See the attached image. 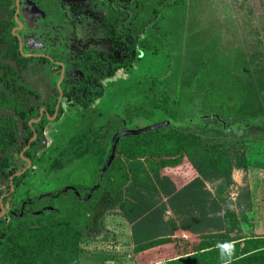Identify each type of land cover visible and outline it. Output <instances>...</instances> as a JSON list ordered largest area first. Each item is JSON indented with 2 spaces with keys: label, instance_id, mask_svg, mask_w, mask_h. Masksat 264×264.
Listing matches in <instances>:
<instances>
[{
  "label": "rangeland",
  "instance_id": "rangeland-1",
  "mask_svg": "<svg viewBox=\"0 0 264 264\" xmlns=\"http://www.w3.org/2000/svg\"><path fill=\"white\" fill-rule=\"evenodd\" d=\"M26 1L41 6V14L49 21L36 19L23 5L20 16L23 27L18 28L23 47L26 52L46 54L64 64L61 83L73 96L75 88L65 87V82L80 78L75 66L79 51L89 42L99 41L103 44V54H108V50L105 51L108 43L103 34L106 9L102 0H23ZM170 3L174 5L172 17L176 22L168 27L166 42L158 50L144 51L141 59H136L130 69L115 78H93V82L103 88V96L97 100L96 106L101 111L98 125L105 124L111 117H118L123 120L125 134L139 137L144 132L171 124L163 111L152 105L153 101L162 99L163 94L177 104L180 121L197 122L198 116L210 111L203 93L185 91L198 67L204 66L208 59L215 63L227 59L231 69L237 59L242 60L250 71L240 68L236 74L244 83L254 87V106L247 118L250 119L248 126L238 123L228 136L209 129V137L236 142L237 145L229 154L233 165L231 179H212L204 184L209 200L218 202L211 208L213 220L208 223L205 233L216 231L218 226L223 230L222 234L231 232L234 238L244 237L237 246L264 247V238L260 237L264 232V0H170ZM49 8L58 11L59 16L54 22H50L51 17L46 15ZM152 22H156L154 16L150 17L148 24ZM59 75L60 69L55 64L33 61L23 72L25 83L34 92L22 98L25 107L45 108L50 97H56ZM61 109L60 121L44 123L40 127L45 133L47 131L46 141L41 143L34 159L33 173L25 179L6 208L19 213L25 200L50 196L41 198L33 209L35 214L16 221L19 229L67 221L82 231L77 254L64 248V242L57 245L33 242L36 248L58 249L54 254L57 261L52 259L49 262V254L36 264H135L133 259L137 255L132 249L130 227L120 215L117 203L123 178L95 191L100 172L108 161L106 153L101 163L91 155L78 157L85 152L87 143L80 137L71 138L76 132L71 126L79 119V111L68 101ZM130 141L135 143L128 144L126 150L133 162L153 165L159 159L163 162L165 152H177L175 143L163 144V140L156 144L137 138ZM110 145L109 140L107 146ZM65 146L68 148L64 157L54 162ZM169 161L170 165L176 164L174 159ZM24 166V162L19 168L11 165L10 172ZM89 191L92 194L88 197L85 192ZM224 212L234 217L233 224L228 223ZM166 214L178 219L172 210ZM211 241L217 244L216 240ZM171 253L179 255L182 251L173 249ZM3 259L0 264H10L7 258ZM161 262L171 264V260Z\"/></svg>",
  "mask_w": 264,
  "mask_h": 264
},
{
  "label": "trees",
  "instance_id": "trees-1",
  "mask_svg": "<svg viewBox=\"0 0 264 264\" xmlns=\"http://www.w3.org/2000/svg\"><path fill=\"white\" fill-rule=\"evenodd\" d=\"M134 2L137 4V22L142 24L147 22L150 15L156 20L148 31L149 34L139 41V48L158 50L160 42L162 40L165 42L168 37V27L176 22L172 17L174 5L169 4L170 0H135ZM139 4L141 8H138ZM119 7L122 9L121 5ZM148 7L150 12L145 14V8ZM123 9L126 13L119 16L112 9H109L107 14L109 28L114 25L115 18L119 17L118 35L112 32L114 46H128V43L133 42L123 28V25L129 22L128 8L125 6ZM250 61L252 62L251 59ZM228 63L227 59H221L216 63L208 59L204 66L198 67L191 84L186 87V93L193 94L197 91L203 93L206 107L210 108L209 114H201L197 122L187 119L180 121L177 104L170 102L164 94L162 101H153L152 105L163 111L171 124L144 132L139 137H131L121 136L124 128L120 120L112 119L113 124L110 122L111 128L114 127L116 130L113 138L119 140L116 149L111 151L110 163L101 179L106 186L111 185L118 178H123L117 200L118 209L120 215L128 222L133 251L136 254L163 245H167L168 248L173 245L172 247L181 250L182 253L163 259H172L171 264H264L263 247H260V250L246 247L237 249L235 243L230 244L237 239H232L229 234L204 233L209 227L208 223L213 220L211 208L213 205H218L217 200H209L204 184L212 179L224 181L231 179L233 165L229 154L237 145L236 142L217 141L209 137V129H216L219 131L218 135L228 136L236 124L245 123L244 125L248 126L250 119L247 118L250 117V110L254 106V87L248 82L244 83L236 74L240 68L248 73L250 70L240 59H237L231 69L228 68ZM4 66L9 68L7 76L9 73L12 77H17L12 66L9 64ZM118 66L114 65L110 68L112 75ZM5 107V103L0 102V108L5 109ZM13 121L14 119L6 113L1 115L0 197L4 191L2 185L6 177L4 168L11 153L19 150L16 124H12ZM86 136L92 139L89 135ZM104 136H106L105 128ZM109 136H112V131ZM132 138L142 139L149 144H156L162 140L163 144L175 143L174 149L177 152L173 154L165 152L163 162L159 159L153 165L133 162L128 158L129 154L126 150L128 144L135 143L130 141ZM91 141L88 151L94 152V144ZM84 153L79 154L78 157ZM170 159H174L176 164L170 165L168 163ZM14 181L15 184L19 182L17 178ZM4 202L5 200L3 205ZM168 210L177 213L179 221H173L166 215ZM223 216L228 217V223H234L231 214L224 212ZM16 221L15 217L8 215L0 218V260L7 258L10 264H36L50 254L49 262L52 259L57 261L54 254L58 253V249L46 250L43 246L36 248L33 242L38 245L46 243L57 245L64 242L63 247L70 253L79 252L83 233L78 226L70 222L59 221L41 227L19 229ZM210 240H218L220 243L209 246Z\"/></svg>",
  "mask_w": 264,
  "mask_h": 264
},
{
  "label": "flooded vegetation",
  "instance_id": "flooded-vegetation-1",
  "mask_svg": "<svg viewBox=\"0 0 264 264\" xmlns=\"http://www.w3.org/2000/svg\"><path fill=\"white\" fill-rule=\"evenodd\" d=\"M134 1L135 0H102V4L106 9L103 34L106 38L105 42L108 43V46L105 47V51L108 50V54H103V44L99 41H91L82 51H79L75 60V66L80 73V78H70V80L65 82V87L70 86L71 88H75V93L71 96L68 93L67 88H63V82L61 83L64 78V64L54 60L52 56L46 54L26 52L23 47V41L19 34L20 32L18 31V28L23 27V23L20 20L21 7L23 5L27 6L36 19L46 22L49 20L41 14L43 8L41 6L36 7L29 1L0 0V102H4L6 105L5 109L0 108V118L3 113H6L14 119L12 124H16L19 149L18 151L11 153L7 166L4 168V175H6V177L4 179V184L2 185L4 191L0 197V199L2 198L1 205L5 210L4 215L13 216L17 221L24 220L25 218L30 217V215L36 213L33 209L38 206L41 198L50 197L42 196L25 200L21 204L19 213L10 212L6 208L9 200H12L16 196L18 189L23 186L25 179L33 173L34 159L37 157L41 149V143L44 140L46 141L47 131L45 133L40 127L44 123L55 124L60 121L62 115L61 108L65 101L76 106L79 111V119L71 126L76 129V132L71 138L75 136V138L80 137L86 140V149L82 156H94L97 158V161L101 163L104 153H106L105 155L108 161L105 162L106 165L100 172L99 178L96 182L95 191L104 187L101 176L108 167L110 163L109 161L111 160V151L116 149V143L117 140H119L118 138H113L116 130L114 127L111 128V120H120L124 132L125 126L123 120L118 117H111L105 124L98 125L101 111L96 106L97 100L103 96V88L95 84L93 78H99L100 76L105 78H115L130 69L136 59H141L144 51H152L139 48V41H141L142 38H145V36L149 34L148 31L151 30L153 22L148 24L151 15L147 22L143 24L137 22L136 18L138 11H136L137 4H135ZM120 5L122 6V9H120ZM125 6L128 8L129 22L126 23V25H123V28L128 32V36L133 42L131 44L128 43V46H114L112 42L114 35L112 32L114 31L118 35V16L126 13L123 9ZM138 8H141V4L138 5ZM109 9H112L114 13L118 15L115 18L114 25L110 28L106 20ZM149 12L150 7L145 8V14H149ZM46 15L47 17H51L50 22L56 21L59 16L58 11L54 8H49ZM15 25L17 28H14ZM142 28L144 29L141 30ZM116 34L115 36H117ZM165 42L162 40L159 46ZM35 60L48 61L55 64L56 67L60 69L59 79L56 83V97H50L45 108H27L22 101L23 97L34 94L31 88L25 83L23 72ZM5 64H9L13 67V70L17 73V77H12L9 73L8 76L6 75L9 68L5 67ZM114 65L122 67H116L115 73L112 75L110 73V68ZM160 100L162 101L163 98ZM104 128L106 136H104ZM231 130L235 131L234 128ZM111 131L112 136H109ZM85 134L89 135V137L92 138V141ZM109 140L111 143L110 147L107 146ZM90 141L94 144V152L88 151ZM67 148L68 147L65 146L59 152L60 157L56 158L54 162L64 157L63 153L66 152ZM23 162L25 163L23 168L15 172H10L12 170L11 165L19 168L20 163ZM15 178L19 180L18 184L14 183ZM91 194L92 192L90 191L85 192V195L88 197L91 196ZM4 200L5 202L3 205ZM8 219L12 218L8 217Z\"/></svg>",
  "mask_w": 264,
  "mask_h": 264
},
{
  "label": "crops",
  "instance_id": "crops-1",
  "mask_svg": "<svg viewBox=\"0 0 264 264\" xmlns=\"http://www.w3.org/2000/svg\"><path fill=\"white\" fill-rule=\"evenodd\" d=\"M166 212H168V211H166ZM167 215V214H166ZM178 215V214H177ZM213 215V214H212ZM169 216V215H168ZM170 218H172V220L173 221H179V216H178V219H175V218H173V217H170ZM217 228V230L216 231H218V232H216L215 230L212 232H210L209 234H214V233H219V234H222V233H224L223 232V230H221L220 229V227H216ZM222 232V233H221ZM204 233H205V231H204ZM263 233V235L262 236H260L261 238H264V232H262ZM206 234V233H205ZM229 237H231L232 239H237V240H235L234 242H232V243H230V244H233V243H235V246H237V244L239 243V241H241V240H243L244 239V237H241V238H234L233 237V235H231V232L229 233ZM214 242H217V244L218 243H220L218 240H216V241H214ZM208 245L209 246H212V245H215L214 243H212V241L210 240L209 242H208ZM173 246V245H172ZM172 246H170V248H168L167 247V245H163V246H160L159 248H157V249H159V252H155V250L156 249H151V250H148V251H145V252H140V253H138V254H136L137 256L135 257V259H133L134 260V262H135V264H139V263H142V264H144L145 262H147V261H149V263H151L152 261L154 262V263H156V262H161V261H163V259L165 258V257H167V256H169V257H171V256H177L176 254H174L173 255V253H171V251L173 250V249H175V250H177L178 251V249H176L175 247H172ZM241 248H243V245H241V244H239V246H237V249H241ZM132 249H133V245H132ZM162 249V250H161ZM190 249V248H189ZM262 249H264V247L262 248ZM258 250V249H257ZM256 250V251H257ZM259 250H260V248H259ZM255 251V252H256ZM187 252H189V251H187ZM152 254H154V255H152ZM187 256V255H186ZM151 257V258H150ZM149 258V259H148ZM176 259H178V258H176ZM172 260V259H171ZM151 261V262H150ZM164 261H168V260H164ZM151 264H153V263H151Z\"/></svg>",
  "mask_w": 264,
  "mask_h": 264
},
{
  "label": "water",
  "instance_id": "water-1",
  "mask_svg": "<svg viewBox=\"0 0 264 264\" xmlns=\"http://www.w3.org/2000/svg\"><path fill=\"white\" fill-rule=\"evenodd\" d=\"M158 128H159V127H158ZM122 135H127V134L122 133L121 136H122ZM1 203H2V198L0 199V206H1L0 218L5 214V210H4V208L2 207Z\"/></svg>",
  "mask_w": 264,
  "mask_h": 264
},
{
  "label": "built area",
  "instance_id": "built-area-1",
  "mask_svg": "<svg viewBox=\"0 0 264 264\" xmlns=\"http://www.w3.org/2000/svg\"><path fill=\"white\" fill-rule=\"evenodd\" d=\"M153 264H167V262H156V263H153Z\"/></svg>",
  "mask_w": 264,
  "mask_h": 264
}]
</instances>
